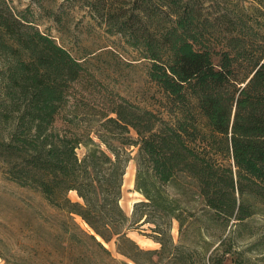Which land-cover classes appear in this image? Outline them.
Wrapping results in <instances>:
<instances>
[{
  "label": "trees",
  "instance_id": "obj_1",
  "mask_svg": "<svg viewBox=\"0 0 264 264\" xmlns=\"http://www.w3.org/2000/svg\"><path fill=\"white\" fill-rule=\"evenodd\" d=\"M74 1L106 33L150 60L148 75L165 93L160 105L168 118L161 108L122 96H66L82 62L51 34L0 14V52L16 58L0 97L7 177L40 192L65 214L69 238L85 242L88 251L113 258L105 243L114 240L135 264H143L142 253L178 255L173 220L180 231L190 223L203 236L250 216L245 196L264 199V51L247 58L245 72L237 70L241 52L233 41L240 38L226 36L236 18L233 0ZM53 17L60 21V15ZM221 36L228 41L218 47ZM82 145L86 152L80 157ZM134 149L135 189L143 199L130 216L120 200ZM70 190L82 202L73 201ZM132 224H147L146 234L161 249L141 248L128 234ZM227 239L207 259L215 244L210 242L204 264L223 263L230 252L223 248Z\"/></svg>",
  "mask_w": 264,
  "mask_h": 264
},
{
  "label": "rangeland",
  "instance_id": "obj_2",
  "mask_svg": "<svg viewBox=\"0 0 264 264\" xmlns=\"http://www.w3.org/2000/svg\"><path fill=\"white\" fill-rule=\"evenodd\" d=\"M233 5L235 23L226 36L240 38L233 43L241 52V64L237 70L243 73L247 58L255 59L264 51V0H233ZM86 11L74 0H0L2 17L11 20L22 18L51 34L82 62L84 69L79 79L68 83L66 96H122L148 109L158 111L161 108L162 115L168 118L167 111L160 105L165 93L148 75L150 60L142 57L119 36L106 33L104 27L95 24ZM53 14L60 15V21H55ZM15 25L17 30L32 31ZM218 40V47L228 41L223 36ZM15 59L9 53L0 52V97L3 79L10 74ZM56 124L63 126L61 120ZM88 124L93 125L94 121L86 122L84 126ZM77 152L83 157L86 148L82 145ZM135 153L134 149L120 200L130 216L135 201L143 199L135 189ZM9 157L0 153V260L9 264H122L123 260L135 264L117 251L114 240L105 243L113 258L105 253L102 258L103 255L88 251L85 242L69 238L66 230L71 225L65 223L64 220L69 221L65 214L50 206L40 192L7 177ZM68 196L73 201L82 202L75 190H70ZM245 199L253 213L242 222L233 223V220L227 226L209 228L201 236L195 225L186 223L180 231L179 222L173 220L171 233L175 243L181 247L178 255L173 256L170 250H165L151 255L139 254V260L143 264H204L203 252L210 242L214 240L215 244L207 252V259L219 240L230 236L231 239H227L223 246L230 252L222 264H264V199L248 195ZM74 217L84 229H91L79 215ZM137 226L131 225L129 236L143 249L160 250V242L146 234L150 232L148 225Z\"/></svg>",
  "mask_w": 264,
  "mask_h": 264
},
{
  "label": "crops",
  "instance_id": "obj_3",
  "mask_svg": "<svg viewBox=\"0 0 264 264\" xmlns=\"http://www.w3.org/2000/svg\"><path fill=\"white\" fill-rule=\"evenodd\" d=\"M0 264H9V263H5V262H3L2 260H0Z\"/></svg>",
  "mask_w": 264,
  "mask_h": 264
},
{
  "label": "water",
  "instance_id": "obj_4",
  "mask_svg": "<svg viewBox=\"0 0 264 264\" xmlns=\"http://www.w3.org/2000/svg\"><path fill=\"white\" fill-rule=\"evenodd\" d=\"M138 192H139V191H138ZM140 194H141V193H140ZM140 200H142V199H138V200H136L135 203L138 202V201H140ZM120 202H121V201H120Z\"/></svg>",
  "mask_w": 264,
  "mask_h": 264
}]
</instances>
